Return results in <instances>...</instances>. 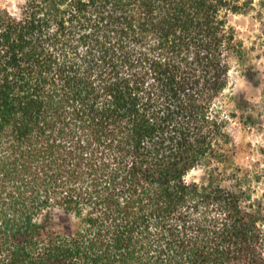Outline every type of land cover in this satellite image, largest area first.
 Returning <instances> with one entry per match:
<instances>
[{"label":"trees","instance_id":"16d2710c","mask_svg":"<svg viewBox=\"0 0 264 264\" xmlns=\"http://www.w3.org/2000/svg\"><path fill=\"white\" fill-rule=\"evenodd\" d=\"M252 7L0 8V264H264V202L225 168L218 102L245 57L230 17Z\"/></svg>","mask_w":264,"mask_h":264},{"label":"rangeland","instance_id":"374dc122","mask_svg":"<svg viewBox=\"0 0 264 264\" xmlns=\"http://www.w3.org/2000/svg\"><path fill=\"white\" fill-rule=\"evenodd\" d=\"M245 13L233 14L231 25L245 48L244 59L231 60L230 82L218 100L228 121L231 151L225 168L251 174V195L264 202V0H252ZM25 0H0V8L18 14ZM232 168V169H233ZM211 171L206 164L187 175L188 182H204ZM224 174V169L220 171ZM224 186L229 187L230 181ZM58 214H53V222Z\"/></svg>","mask_w":264,"mask_h":264}]
</instances>
